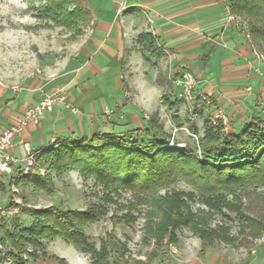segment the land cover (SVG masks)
<instances>
[{"label":"rangeland","instance_id":"374dc122","mask_svg":"<svg viewBox=\"0 0 264 264\" xmlns=\"http://www.w3.org/2000/svg\"><path fill=\"white\" fill-rule=\"evenodd\" d=\"M175 2L174 18L167 21L166 14L171 11L162 13L160 10L166 4L143 6V0H124L123 3L120 0H78L79 8L90 7L95 23L79 27V33L64 25L59 17L49 19L43 15L42 7L47 5V0H0V87L12 93L33 94H46L57 87L64 95L70 85H76L77 95L70 104L67 102L68 107H61L73 120L69 132L64 130L67 136L72 130L75 133L70 143L109 131L130 134L147 128V121L152 119L172 136L170 148L184 150L190 146L197 150L198 140L204 136V119L210 117L213 121L216 108L225 110L217 98H231V94L247 92L249 86L253 90L242 75L247 71L251 73L255 67L260 69L259 73L254 71L255 76L264 82V61H258L253 54L255 50L264 56V44L254 42L252 36L246 38L249 19L234 15L240 23L230 21L233 15L230 0ZM131 14L137 24L126 27V19ZM167 26H173L172 30L177 32V42L171 46L163 34L162 58L157 61L150 56L151 60L145 61L136 45L137 34L144 29L160 34ZM112 27L123 35V46L117 52L118 62L125 64L120 72L115 71L114 59L109 58L114 54L106 45L96 43L99 33ZM100 40L106 42L107 34ZM212 47L211 60L206 61ZM236 59L245 61L237 64ZM185 72L192 74L197 82L189 97L175 85L176 79ZM165 95L172 101L182 100L177 112L163 103ZM259 99L251 114L239 115L237 120L245 119L243 123H247L252 117H264V99ZM34 102L29 106L35 105ZM71 108L77 112L73 113ZM227 117L228 129L223 126L224 131L238 133L243 126H234L233 115ZM194 128L196 135H191ZM59 135L55 133L54 137L59 138ZM47 148L36 147L38 166L32 170V177L12 181L17 193L11 191L10 179L0 173V202L9 213L4 225L11 231L17 227L29 228L35 217L30 214L33 210L96 211L98 218L85 228V234L97 250L106 243L114 257L129 264H264V234L254 240L247 232L243 234V223L236 211L224 208L222 213H217L183 180L161 189L159 196L174 192L193 194V198L183 199L192 212L212 214L206 228L228 229L229 236L237 240L233 244L219 240L214 246L203 249L199 235L191 227L181 225L174 230L178 243L170 244L166 236L164 247L156 251V239L148 233L147 225L155 228L156 223L164 220L162 214L150 218L151 206L140 203L131 191L106 190L94 177L75 170L58 174L51 168V160L41 155ZM222 195L227 202L240 205L243 216L264 220V187L238 192L237 197ZM127 214L133 216L129 225L115 227L114 218ZM2 232L6 251L15 264L11 253L16 251ZM243 237H248L250 243L241 241ZM40 244L35 250L28 248L29 253L35 251L36 255H24L28 264H61L60 260L66 264H93L89 254L62 238L43 239ZM122 247L125 253L120 256Z\"/></svg>","mask_w":264,"mask_h":264},{"label":"trees","instance_id":"16d2710c","mask_svg":"<svg viewBox=\"0 0 264 264\" xmlns=\"http://www.w3.org/2000/svg\"><path fill=\"white\" fill-rule=\"evenodd\" d=\"M77 2L47 0L42 12L46 18L59 17L64 25L77 30L94 26L90 7L83 10ZM230 13L249 19L252 40L264 44V0H230ZM137 44L146 61L150 56L157 61L162 58V50L156 47V39L151 33H141ZM147 52L149 56H146ZM213 52V48L208 50L206 61L211 60ZM163 103L177 112L182 100L176 98L172 101L165 95ZM147 124V128L136 129L130 134L118 135L109 131L91 138L84 136L71 143L70 137L61 138L41 155L51 160V168L58 174L75 170L84 176L94 177L106 190L131 191L140 203L151 206L150 218L162 214L164 220L156 223L155 228L147 225L148 233L156 239V251L164 247L166 236H169L170 244L178 243L174 230L181 225L191 227L199 235L203 249L214 246L219 240L227 244L237 240L229 236L228 229L206 228L212 214L192 212L183 199L186 196L193 198V194L174 192L159 196L161 189L178 180L192 186L201 194L205 204L217 213H222L224 208L236 211L243 223V234L247 232L253 240L264 234V220L243 216L240 205L227 202L222 195L237 197L238 192L264 187V117H252L238 133H226L223 126H215L210 117L205 118L204 136L198 140L200 155L190 146L184 150L170 148L172 136L155 120H148ZM190 133L196 135V128ZM32 175L33 171L29 177ZM30 212L35 217L29 228L20 230L17 227L11 231L3 225L4 238L16 251L11 253L15 264H28L24 255L29 253V247L35 250L41 246V240L58 237L89 254L93 264H129L114 257L106 243L97 250L85 234V228L98 218L96 211L61 212L47 208ZM132 220L130 214L115 217L114 225H129ZM247 238L243 237L241 241L249 244ZM34 252L29 255L36 256ZM124 253L125 248L122 247L120 256ZM60 262L66 264L64 260Z\"/></svg>","mask_w":264,"mask_h":264},{"label":"crops","instance_id":"0c3cea01","mask_svg":"<svg viewBox=\"0 0 264 264\" xmlns=\"http://www.w3.org/2000/svg\"><path fill=\"white\" fill-rule=\"evenodd\" d=\"M175 1L176 0H166V1L165 0H143V6H145L146 4H155V5L160 4V3L161 5L166 4L165 7L162 6L160 10L162 11V13L168 10L171 11V12L168 11L166 14V19L167 21H169L170 19L173 20L174 15H175V13L172 12L175 9L174 8V5L176 4ZM134 10H131V11L133 12ZM100 24L101 23H99V25ZM136 24H137V19L135 18V16L133 14L128 15L126 19V27H130L131 25H136ZM172 28L173 26H167L166 28L164 27L163 29H165V31L162 30V33L160 34L150 29L149 30L144 29L137 34L136 45H138L137 38L141 33H151L156 39V47L160 48L163 53L164 48L162 47V45L165 46L164 44H161V40H162L161 37L163 36V34L164 35L166 34V38H167L166 41L168 44H171V46L175 45V43L177 42L176 40H178L176 39L178 38L177 32H174ZM105 34H107V37H108V40L106 42L103 40H100V38L103 37ZM97 37H98L97 38L98 41L96 43L99 46L106 45L105 47H107L109 51L112 54H114V55H110L109 58L114 59L112 60L114 63L113 67L116 72L117 70L120 72L121 69L125 67V64L123 61L118 62V53H117L119 49L123 46L122 33L120 32L118 28L112 27V28H108V30L106 31H101ZM212 48L214 51V47ZM139 50H140V47H139ZM146 56H149V52H147ZM149 59L151 60L150 57ZM236 61H237L236 63L239 64L245 60L236 59ZM243 73H244L242 75L243 78H246L249 81V85L253 86V90H252L253 93L252 92L248 93L246 91H240L241 92L240 94H231L232 95L231 98H225L223 96H220L219 98H217L219 105L220 104L224 105L227 115L230 118H232V115L234 116L233 121L236 122L234 126H236L237 124H239V126L240 125L243 126L245 124L243 123L245 119L237 120L238 116L244 115L246 117L247 115L251 114L254 103L258 104L257 101H260L259 98L264 99V82L259 80V78L255 76L253 69L251 73H249L248 71L243 72ZM3 88L0 87V133L4 129L14 124H17L23 117L25 109L29 106L31 102L35 101L34 103L38 104L39 102H41V100L46 94L51 92L50 91L46 94H33L32 92H19V93L13 92L12 93V92H8L7 90ZM67 89L68 90H66L65 88L66 90V92L64 93L65 96L63 95L64 100L61 101L51 113L47 114L41 120L38 126L29 125L23 130V132L19 136L16 137L15 148L13 151V154L16 157L18 158L22 157V144L26 141H30L35 148L36 147L41 148V147L49 146L50 145L49 143L54 139L60 140L61 138L75 137V133L73 130L71 131L70 136H67L64 132L65 129H67V132H69V127H70V124L73 123L72 122L73 120L70 116H68L64 112V110L61 109V107H64V106L68 107L67 102H69L70 104L74 96L77 95L76 94L77 92L75 91L76 85H70V88H67ZM71 111H73L72 108H71ZM73 113L75 112L73 111ZM55 133L60 134L59 138L54 137Z\"/></svg>","mask_w":264,"mask_h":264},{"label":"built area","instance_id":"2783aa9c","mask_svg":"<svg viewBox=\"0 0 264 264\" xmlns=\"http://www.w3.org/2000/svg\"><path fill=\"white\" fill-rule=\"evenodd\" d=\"M123 3L124 0H120ZM230 21L234 24H239L236 16L231 15ZM246 38H250V32L245 34ZM253 47V46H252ZM253 54L256 56L258 61H264V56L260 55L257 51L253 50ZM254 71L260 72V69L255 67ZM196 79L189 72H185L179 76L175 85L182 90V93L186 96H191L194 87H196ZM248 93H251L252 87L246 88ZM63 90L56 88L50 93L46 94L41 102L35 105L28 106L23 114L21 120L0 133V173L10 179L11 191L17 193V188L12 181L19 180L22 177L30 176L32 170L38 166L37 149L33 146L30 141H26L22 144V157L18 158L13 154L15 148V139L19 136L23 130L29 126H38L41 120L49 113H51L56 106L64 100ZM215 118H213V125H222L227 128L228 117L227 113L223 108H216ZM76 113L77 111L73 109ZM57 140H52L50 145L56 144ZM49 145V146H50ZM48 146V147H49ZM41 174H45V169H40ZM15 183V182H14ZM9 217L8 210L0 202V264H14L10 253L6 251V247L3 241V235H1L4 223ZM3 234V232H2ZM176 250L175 248H173ZM31 251V250H30ZM27 258V257H26Z\"/></svg>","mask_w":264,"mask_h":264}]
</instances>
